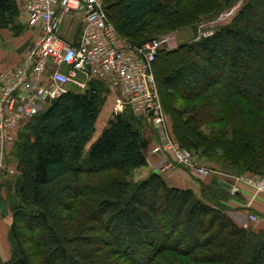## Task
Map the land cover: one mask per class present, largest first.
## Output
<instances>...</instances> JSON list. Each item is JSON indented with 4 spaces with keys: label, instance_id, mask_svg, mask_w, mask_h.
Returning a JSON list of instances; mask_svg holds the SVG:
<instances>
[{
    "label": "trees",
    "instance_id": "trees-1",
    "mask_svg": "<svg viewBox=\"0 0 264 264\" xmlns=\"http://www.w3.org/2000/svg\"><path fill=\"white\" fill-rule=\"evenodd\" d=\"M118 4L116 21L107 6L111 21L141 45L154 38L144 34L150 24L184 13L190 0ZM21 17L18 0H0V29L19 34ZM181 51L187 56L159 72L167 99L212 93L210 110L219 104V123L228 120L232 128L219 129L223 152L209 156L230 174L264 173V0H248L232 22L157 58ZM107 90L99 79L84 91L71 86L26 123L19 172L7 182L12 255L0 264H264V229L229 215L227 182L215 180L198 195L158 172L127 180L148 164L151 141L140 126L147 119L127 106L93 140ZM195 110L187 106L181 114ZM175 133L179 142L189 139L182 127ZM109 170L119 174L95 183L85 178Z\"/></svg>",
    "mask_w": 264,
    "mask_h": 264
},
{
    "label": "built area",
    "instance_id": "built-area-1",
    "mask_svg": "<svg viewBox=\"0 0 264 264\" xmlns=\"http://www.w3.org/2000/svg\"><path fill=\"white\" fill-rule=\"evenodd\" d=\"M18 1L28 26L37 28L40 34L19 65L0 70L3 153L8 120L16 123L30 119L48 102L66 94L71 86L84 91L90 80L99 79L124 95L116 99V113L130 106L148 120L161 142L155 150L168 154L176 162L196 167L202 176L211 175L213 171L194 163L186 149L171 142L164 145L159 132L165 115L153 64L158 53L170 47L171 37L154 38L141 45L132 43L117 31L103 0ZM74 20L81 23L75 40L70 41L67 33ZM6 163L5 157L0 162V175L6 171ZM240 183L264 194V176L235 177L228 184L232 194L240 193ZM249 220L257 221L259 215L251 212Z\"/></svg>",
    "mask_w": 264,
    "mask_h": 264
},
{
    "label": "rangeland",
    "instance_id": "rangeland-1",
    "mask_svg": "<svg viewBox=\"0 0 264 264\" xmlns=\"http://www.w3.org/2000/svg\"><path fill=\"white\" fill-rule=\"evenodd\" d=\"M122 0H103L106 6H111L110 9L112 14V20L116 21L119 17L118 3ZM248 0H231V3L225 4L226 0H190V5L187 11L182 14L173 15L172 17L164 20H157L150 24L145 30L144 34L148 37H154L156 39H160L163 37H171L172 42L170 47H166L164 51H174L179 49L184 43L191 42L199 39L201 36H207L214 32V30L222 25L228 24L232 22L233 18L236 16L241 7ZM20 22L28 28V24L26 22V18L24 15L20 18ZM153 38V39H154ZM187 53L185 51H181L172 55L167 56L166 54L160 53L159 58H157L153 64L154 74L158 85L159 97L164 110L165 115V123H163L162 128L159 132H161L164 145H168V143H175L179 147L186 149L192 155V161L197 165H201L211 169L213 172L211 175L202 176L196 170V167H191L183 163L175 162V159L170 157L168 154L164 152H160L155 150L157 145H159L160 139L159 137L153 134L150 123L147 120H143L140 124L142 131L151 141L150 147L147 151V157H149L148 164L139 169L133 170L127 177V180L131 182H137L142 178L146 177L154 170L161 173L162 176L166 179L169 185L176 186L174 182L179 185L185 186L184 178H187L192 183L199 185L198 195H201V191L204 185L214 184L215 180L224 179L223 181L227 182L229 185L233 183L235 177L237 176H251V177H261L264 176L262 174H254L251 172H247L244 174H239L232 172V174L228 172L222 171L219 168V161L211 159L209 153L211 151H215L219 154L221 150L219 148V129L222 127L232 128L231 122L226 120L222 123H219V104L215 107L216 111L212 112L210 108L211 103L210 99L212 98V93H208L206 96H201L193 101L188 99H175L168 100L167 96L164 92V89L160 82V74L161 71H167L170 69L180 57H186ZM5 62H0V68H5ZM108 90L105 93L106 101L108 98L109 103L103 108V113H107V115L112 116L116 113L115 108L117 105L118 98H124L122 92L118 89L111 88L107 85ZM160 87V88H159ZM214 93V92H213ZM110 96V97H109ZM166 98V102L164 99ZM105 101V102H106ZM197 106V110L192 113H188L182 115L181 112L187 106L189 108ZM210 110V111H209ZM137 115L142 117V114L136 111ZM105 115V114H104ZM101 119V118H100ZM30 119H23L17 121L16 123L11 121H7L5 125V133L7 134V143L5 145V153L2 150V127H1V118H0V162L7 159V163L5 166V170L7 173H2L0 175V258L8 259L12 255V242L9 236L10 225L12 223V210L8 201V190H7V182L12 180L14 175L19 172V162L20 157L18 153V144L23 141L21 133L23 132L25 125ZM175 125L176 128L179 127L181 132V127L184 128L185 133H187V141L183 143L179 142L177 133H175ZM163 130V131H162ZM190 131V132H189ZM202 132L204 135L208 137L207 140H204L198 132ZM101 129L99 125L97 126V132L93 140H95L101 133ZM197 135V136H196ZM231 135L222 136L224 140V146L230 147L229 138ZM227 140V142L225 141ZM257 145V142H253ZM205 148L203 156L202 149ZM172 150V149H171ZM222 151V150H221ZM223 152V151H222ZM172 154V152L170 151ZM208 155V156H207ZM119 174L116 170H109L101 174H89L86 175L85 178L90 183H95L97 181H102ZM240 187L247 186L253 192L258 194H262L258 192L251 186L240 183L238 184ZM179 187V186H178ZM209 189L207 190V192ZM228 192L232 194L230 188L228 187ZM247 220L245 222V226H251L255 230L264 229V216L259 215V220L250 221L249 215L251 212L246 211Z\"/></svg>",
    "mask_w": 264,
    "mask_h": 264
},
{
    "label": "crops",
    "instance_id": "crops-1",
    "mask_svg": "<svg viewBox=\"0 0 264 264\" xmlns=\"http://www.w3.org/2000/svg\"><path fill=\"white\" fill-rule=\"evenodd\" d=\"M80 23V20L73 21L72 28L67 33L68 39L70 41L75 40ZM39 34L40 30H38L37 28L33 29L29 26L28 28H26L25 32L22 31L19 34L13 33L8 28L0 29V62H5V68H0V70L12 69L19 65L37 41ZM107 85L108 84H106V86ZM109 99L110 98L107 99L103 108L110 102ZM103 108L96 124V127L99 125L101 132L107 124L108 120L113 116H109L107 115V113H103V117H101ZM154 172L158 171L154 170ZM220 180L223 181L224 179ZM184 183L185 186L183 187L182 185L174 182L176 186L183 188H192L196 193L200 190L198 184L196 185L195 183H192V181H189L187 178H184ZM225 205L228 207L227 211L229 215L242 225H244L247 220L245 213L246 211L256 212L258 215L264 216V195L253 192L247 186L241 187V192L236 195H232V197L225 201Z\"/></svg>",
    "mask_w": 264,
    "mask_h": 264
}]
</instances>
